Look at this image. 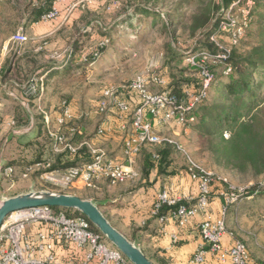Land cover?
Instances as JSON below:
<instances>
[{
	"label": "rangeland",
	"instance_id": "obj_1",
	"mask_svg": "<svg viewBox=\"0 0 264 264\" xmlns=\"http://www.w3.org/2000/svg\"><path fill=\"white\" fill-rule=\"evenodd\" d=\"M13 1L16 6H13V4H10L7 0H0V77L1 70H4L8 66L7 64L9 62L10 64L16 63L21 77H24L23 79H25L24 84H21L22 89L24 87L25 93L28 95L36 93L43 95L47 93L49 98L53 96H75L79 100L84 101L90 99L94 101L103 88L113 87L115 89H120L137 76H143L149 79L153 76H161L167 80L168 85H172V76H179V74H177L179 71L184 70L185 77H189L188 75H192L194 73V71L190 69L188 60L192 56H195H190V53L186 51V47L191 46L192 41L188 38V34L186 33L187 30H184L183 27H186V24L189 23L188 19L194 12L198 3L201 1L206 3L205 0H163L153 8L154 11L159 13L161 17V20L158 19L155 24L152 19H143L142 17L139 19L133 18L129 22L122 23L121 21L125 17V13L123 14L122 9H111V7L114 6V3L120 0L99 1L95 4L73 11L72 13L66 11L67 6L62 9L59 5H55V0L51 9L56 6L59 10V17L57 20L51 22L57 21L55 26L56 30L53 34L39 38V40L44 38L46 39V43L44 42L46 45V50L44 51L45 54L38 53L41 51V48L38 47L39 44L36 46V52L33 51L34 48H25L24 53L27 51L26 53H28V55H35L34 58L36 57V66L50 61L56 62L57 66H61L67 53L70 52V44H72V40H74V36L76 34H70L72 33L70 30H63L64 33L61 35H56V32L69 28L74 21L80 18H86L93 24H96L97 27L101 26L105 30L113 29L110 36L107 37L111 39V48L103 54L99 60V62H102V66H90L86 74L88 79L84 82L77 81L78 78L76 77L78 76L76 73L73 74V77L71 78L72 80H69L70 82H67V80L63 79L61 76H55L52 80H46L44 72L36 73L37 71H34V68L28 63L19 62L16 58V61L14 60V53H17L19 47H23L20 46L21 43H23L21 42L23 37L21 35V29L24 27V38L27 39L29 27L32 24L36 26L42 22L39 20L26 26L27 20L19 18V9L25 5V1L28 2L30 0ZM32 1L33 5L29 6L27 9L28 11L26 10L29 13L33 8L37 7V2L34 3L35 0ZM72 1L70 3H72ZM184 1H187L190 4L183 5L182 2ZM218 1L220 3V0ZM259 5L261 7L258 6L254 9V16L251 25H247V21L242 19L244 11L248 9L247 4L237 7V10L224 16L223 20H225V23L232 22L231 24L236 27L232 28L228 34L226 33L228 32L226 26L220 25L215 34L210 36L209 42L216 46V49L218 50L217 55H221L223 52H226L232 56V61L235 63L239 60L240 56L246 55L254 46L258 44V29L263 25L260 23V19H262L261 15L264 14V3L261 2ZM29 13L25 14V16L27 17ZM175 21H180L182 27L179 28V25H176ZM81 25L82 24H80L78 28L79 30L84 29L83 27L86 24L83 26ZM246 27L247 29H245ZM16 28L18 29V32L13 36ZM234 34L237 36L233 42ZM28 40L29 39H27V41ZM107 42L108 39H106V37L102 36L98 30H94L91 33L90 39H84L82 41L80 51L83 50V53L89 55V51H92V49L98 46H103ZM169 47H173L176 53L177 51L183 52L177 53V59L173 63L170 62L171 54L168 51ZM206 53L208 54L207 51ZM206 53L205 55L208 58ZM79 55H82V53H79ZM201 57L203 56H200V58ZM207 62L210 61H208V59H200V65ZM211 62L216 63L218 61L211 60ZM222 71H224V68L222 65H219L216 69L217 82L210 89L209 97L205 101L204 105H210L213 108H228V106L221 101L222 87L218 84L219 82H226L227 80L226 77L222 75ZM228 72L229 69H226L224 74H227ZM29 79H31L33 83L36 81V85L30 83L28 81ZM41 79H43V82H40ZM11 81H14V83L16 82L15 80ZM178 81L179 79L177 78L176 82L178 83ZM4 87L5 90H10L8 92L13 93L19 101H24V97L17 91V89L11 88L7 82L0 79V95L1 93L4 95ZM176 88L177 93L179 96L184 97V100L185 96H191L197 91V87L193 81H191L189 86L177 85ZM152 91L158 92L160 90L153 88ZM259 93L260 99L264 101V82H262V85L260 86ZM95 101H97V99ZM18 104L19 103L12 104L11 102H8L3 107L1 104L0 116L2 120V129L0 131V151H2L4 143H9L7 149H5L2 153L5 152L8 154L11 150V152L15 155H25V152L21 151L22 149L20 150L19 147L16 146V140L19 139L20 141H24L25 136H21L20 134H17L16 136L11 135L12 132L20 130L18 126H15V122L16 124L18 122V116H15L16 108L19 106ZM28 105L31 110L34 108V104L29 103ZM180 105L185 108L190 105V102L186 105L180 103ZM20 107L17 110H20ZM94 109L95 106H91L89 108L92 116L95 118L91 120V123H86V128L84 127L85 116L75 115L76 118L71 125L79 128L80 130L83 128L86 129V140L105 143L108 141V138L105 139L107 137L106 133L102 136H97L96 134L98 120L96 118L97 116L93 114ZM254 111L250 112L248 117L251 116ZM190 112L191 111L189 110L188 114L187 112L184 113V117L186 118V115L188 116ZM35 113L37 116H35ZM195 113H197L198 117H196V119L191 118L193 121L190 120V125L188 126L180 125L174 122L171 125L160 126L156 129L161 137L168 138L176 143H179L185 152L176 150L172 152V165L175 171L177 173H185L187 168L185 155H188L190 160L195 163V165L210 174V176L214 179V183L220 185L226 194H230L231 192H239L241 194L254 185L263 186V176L256 175V173L249 166L243 164L242 155H240L239 158L235 157L232 153L233 151L222 143L219 138V132L215 131L216 128L212 127L211 123H209L206 127L201 126L202 124L199 116L202 115V113L200 110L197 112L195 111ZM39 115V112L33 111V119L37 123H41L43 120L40 119ZM12 116L13 124L9 125L8 119ZM7 123L9 128L5 126ZM223 133L228 136L226 138L223 136V139H229V131L224 129ZM43 134L44 143L39 145H45L43 146L42 153H44L48 159H52L54 155L51 148L52 140L48 137L46 130H44ZM30 135L31 136L28 139L32 143L37 135L36 128ZM46 136L48 139H46ZM80 137H75L74 142L80 141ZM39 145L36 147H26V155L30 157L29 155L33 153V151L34 153H38V151L40 152V150H36L41 148ZM153 148L155 147H149L148 149ZM114 149L118 148L116 147ZM29 167H31V165ZM19 171H17V174L13 175L11 179L5 178L1 180L0 202L32 191H48L59 194L74 195L83 200H96L100 196L99 193H96L98 189L91 190L86 188L82 183H75L67 189H61L47 183L43 179H40L37 175V178H34V173L38 172L37 170L32 169L29 170L28 173L25 172L23 174L24 177ZM142 182V180L138 181V179H133V181L130 180L129 182L125 181L109 184L112 185V187L115 186L114 189L110 190V194L127 193L128 199L130 200V198L134 196L135 191L137 190L136 188L143 184ZM146 183L149 184L148 181H146ZM104 194L109 195V193ZM118 200L119 198L117 196H112L110 198V202H116ZM112 205L113 204H110L109 207ZM238 206L239 212H237L236 215L238 222H235V220H231V222L237 223L239 227H241V235L244 236L241 238L245 239L244 241L248 242V244L252 241V249L256 248L257 250H262L264 252V197H260L255 200L241 201L238 203ZM74 213L75 211L68 212L71 216H74ZM5 223L6 227H8L10 223L8 217L5 219ZM92 228L96 230V228ZM239 241L245 245L249 254L248 247L245 244L246 242H243L242 240Z\"/></svg>",
	"mask_w": 264,
	"mask_h": 264
},
{
	"label": "built area",
	"instance_id": "obj_2",
	"mask_svg": "<svg viewBox=\"0 0 264 264\" xmlns=\"http://www.w3.org/2000/svg\"><path fill=\"white\" fill-rule=\"evenodd\" d=\"M64 1L56 0L55 5ZM99 1L105 0H73L67 5L66 11L72 13ZM116 4L117 2L114 6ZM58 17L59 10L54 6L51 11L42 15L40 21L51 22ZM231 23H225L223 20L221 25L228 28L234 26ZM25 40L27 39L22 37V41ZM202 56L201 59H207L206 55ZM226 57V52L217 55L218 59ZM195 60L196 58L192 56L188 63L194 65ZM201 75L202 89L198 95L191 96L190 105L185 108L180 105L177 97L167 90L168 82L161 76H153L150 79L137 76L120 89L113 87L102 89L94 114L103 117L112 113L115 116L118 131L123 135L121 146L124 162L122 163L113 159L103 149L95 147L89 140L74 142L75 137H82L83 134L82 130L71 125L76 117L66 100L61 102L54 119L51 118L50 113L40 109L47 135L52 140V153L55 155L65 153L76 157L84 152L90 159L64 169H53L49 162H39L27 170H37L40 179L61 189L82 183L86 188L97 190L103 182L115 184L133 180L137 177V172L133 168L134 159L143 148L172 145L176 151L184 152L179 143L161 137L156 129L174 122L185 125L184 113L204 99L209 89L211 74L202 68ZM153 88L160 91L153 92ZM40 98L41 96L38 101ZM38 105L40 106V102ZM10 124L12 125L13 122ZM1 129L0 116V131ZM105 133L103 126L97 128V136ZM224 137L226 138L227 135L225 134ZM185 157L187 175L190 180L197 183V196L192 199L185 196H171L169 192L162 191L156 198L151 214L157 215L163 205L174 207L166 216H160L157 220L161 224L172 220L179 228L185 227L194 217L204 215V219L198 225L202 244L195 252L194 263L205 262L206 255L210 254L220 264L229 262L248 264L249 254L245 245L233 238L226 224L228 207L238 202L240 193L221 192L225 204L217 217L210 215L209 195L214 179L195 165L188 155ZM13 173V167L0 168V174L5 178H9ZM8 219L10 220L8 227L4 222L0 229V264H62L57 261L56 249L63 244L71 245L77 251L80 255L79 264H131L118 249L107 242L102 234L94 230L84 217H72L52 207L41 206L14 212L8 216ZM227 235L233 239V244L228 248L223 246V238ZM173 240L176 238L173 237Z\"/></svg>",
	"mask_w": 264,
	"mask_h": 264
},
{
	"label": "trees",
	"instance_id": "obj_3",
	"mask_svg": "<svg viewBox=\"0 0 264 264\" xmlns=\"http://www.w3.org/2000/svg\"><path fill=\"white\" fill-rule=\"evenodd\" d=\"M7 1L10 4H13V6H16L13 0ZM54 1L55 0H35L34 3L37 2V7L33 8L30 13L27 12V9L29 6L33 5V1H25V5L19 9V18H24V20H27L26 26L37 22L40 20L43 14L50 11ZM162 1L163 0H121V9L123 14L125 13V17L121 22L126 23L133 18L139 19L142 17L143 19H152L155 24L158 19L161 20V17L160 14L156 13L153 8ZM205 1L206 3L203 1L198 3L194 12L188 19L189 23L186 24V27H183L184 30H187L186 33L188 34V38L192 41L191 46L186 47V51L190 53V56L194 55L196 58L194 65L189 64L190 69H192L194 73L192 75H188L189 77H185V71H179L177 73L179 76H172V85H168L167 90H169L172 95L176 96L180 103L186 105L190 102L191 96L198 95L201 91L203 84L201 71L202 68L207 70L212 76L207 95L204 99L199 101V103H197L193 109L190 110L191 112L188 116L186 115L184 124L186 126L190 125V119H196V117H198L195 111L197 112L200 110L202 113V115L199 116L202 124L201 126L206 127L209 123H211L212 127L216 128L215 131L219 132V138L221 139L222 143L233 151L232 153L235 155V157L239 158V156L242 155V163L249 166L256 173V175L263 176L264 178V101L261 100L259 96L260 86L262 85V82H264V14L261 15L262 19H260V23L263 25L258 29V44L254 46L246 55L240 56L239 60H237L235 63L232 61V56L229 54H227V57L224 59H218V50L216 49V46L209 42L210 36L215 34L227 13L234 12L237 10V7L247 4L248 9L244 11V16L242 19L247 21V25H251L255 7H261L259 3H264V0H220V3L218 0ZM182 4L189 5L190 3L184 1ZM27 13H29V15L26 17L25 14ZM80 24H82L81 26L86 24L83 27L84 29H78ZM175 24L179 25V28L182 27L180 21H175ZM234 27L236 26H228V32L226 33L229 34L230 30H232ZM245 29H247V27ZM63 30H70L72 32L70 34L76 35L74 36V40H72V44H70V52L67 53L61 67L53 65L56 64V62L51 61L46 63L44 62L43 64L36 66V57L34 58L35 55H28V53H26L27 51L24 53L25 48H34L33 51H35L36 46L39 44L38 47L41 48V51L38 53L45 54V38L40 40L31 39L28 41H21L23 43H21L20 46L23 47H19L17 53H14V60L16 58V60L19 62L21 61L28 63L34 68V71L42 70L44 73L47 72L45 77L46 80H52L55 76H61L63 79H66L67 82H70L69 80L73 77V74L76 73L78 76L76 77L78 78V82L87 81L88 77L86 74L90 66H102V62H99V60L101 56L111 48V39L107 37L110 36L113 29L105 30L101 26L97 27L96 24H93L86 18H80L74 21L69 26V28L56 32V35H61L64 33ZM94 30H98L102 36L108 39V42L103 46H98L92 49V51H89V55H86L83 53V50L80 51L81 44L84 39H90L91 33ZM17 32L18 29L16 28L14 30L13 36L16 35ZM21 35L25 37L24 27L21 29ZM168 51L171 54V63L176 61L177 53H183L180 51H177L176 53L173 47H169ZM204 52L207 54V59L210 62L200 65V56L205 55ZM79 53H82V55H79ZM211 60H217L218 62L214 63L211 62ZM7 65L8 66L4 70H1L0 79L4 82H7L11 88L17 89L19 93L23 94L25 88L23 87L22 89V85L24 84L25 79H23L24 77H21L18 66L16 63L10 64V62ZM219 65L223 66L224 71L229 69L227 74H224V71H222V75L227 79L226 82L223 81L218 83L222 87L221 101H223L228 106L226 109L213 108L210 105H204L205 101L209 97L210 89L217 82L216 69ZM56 67L61 69H53ZM177 78L179 79L178 83L176 82ZM11 80H15L17 83H14V81ZM191 81L195 83L197 91L196 93H193L194 95L192 94L191 96H185L184 100V97L179 96L177 93L176 86H189ZM19 107L20 105L17 108L15 107V116H18V122L17 124L15 122V126H18L20 129L27 126L28 117L22 107H20V110H17ZM252 111H254V113L248 117ZM186 112L188 114L189 111ZM224 129L229 131V139H223V136L226 133H223ZM43 138L44 134L39 130L32 143L37 145L43 144ZM46 139H48V137ZM39 146L43 147L45 145ZM31 147L33 146L31 145ZM149 147L155 148L148 149ZM148 148H143L138 155L141 179L147 180L151 172L155 170L157 176H160L165 179L164 181H167L176 173L172 165L173 161L171 157L172 152L175 151L174 147L172 145H164L148 146ZM81 154H83V152ZM185 173L187 174V170ZM211 190H215L219 192V194L224 192L222 187L215 183L211 186ZM211 190L209 200L212 193ZM221 197L223 198V196ZM260 197H264V185H254L247 189L245 193L238 194V203L241 201L259 199ZM223 203L225 202L223 201ZM238 203L230 205L228 210L231 206L238 205ZM172 208L174 207L163 205L159 209L157 215L153 216H155L156 219H158L160 216H166ZM54 209L63 211L67 215L71 216L68 214L69 210H62L58 208ZM72 217L84 216L78 212H75L74 216ZM90 225L91 227H94L91 223ZM96 231L100 233L97 229Z\"/></svg>",
	"mask_w": 264,
	"mask_h": 264
},
{
	"label": "crops",
	"instance_id": "obj_4",
	"mask_svg": "<svg viewBox=\"0 0 264 264\" xmlns=\"http://www.w3.org/2000/svg\"><path fill=\"white\" fill-rule=\"evenodd\" d=\"M71 1L72 0H65L64 3H61V5L59 4V7L63 9V7L70 4ZM121 7L122 3L120 0L115 6L111 7V9ZM56 24L57 21L42 22L36 26L32 24L28 29L29 31L27 30V39L36 40L43 36L53 34L56 30ZM59 67L53 69H61ZM40 72H42V70H37L36 73ZM44 74L46 75L47 72ZM31 79H29L28 81L36 85L37 82L35 81V83H33ZM41 81L43 82V79H41L40 82ZM3 89L5 90V87ZM8 91L10 90L6 89L4 91V95L2 93L0 95L2 107L8 102H11L12 104H15V102L19 103V105L25 110L27 114L28 124L24 128H20V130L11 133L12 136H16L17 134L25 136L24 141H20L19 139L16 140V146H18L20 150L22 149L21 151H24L25 155H15L11 152V150L8 154L5 152L2 153L9 146V143H4L3 149L2 151H0V167H2V169L6 167H13V175H16L17 171L21 170L19 172H21L22 176L24 177L23 174L25 172L28 173L29 170L27 169H29V166H33L39 162H49L53 169H64L66 167L73 166L78 163L88 161L90 159V157L84 152L83 154H80L76 157L68 156V154L65 153L59 155L54 154L52 159H48L44 155V153H42L43 147H41L40 149H36L40 150V152L38 151V153H34L33 151V153L29 155L30 157H28L26 155L25 148H28L31 145L33 147L37 146V144H31V141H29L28 139L31 136V132L35 128L36 132L40 130L44 133V130H46L43 120L41 121V123H37L33 119V111L39 112L40 119H43V117H41L42 115L40 111V109H42L50 113L51 118L54 119L58 114L61 102L66 100L69 102L74 115L85 116L84 127L86 128V123H91V120L95 118L94 116H92L89 108L91 106H96L98 100L100 99L101 93H99L98 97L96 98L97 101H95L96 99L94 101L90 99L83 101L77 99L75 96H53L49 98L47 93L43 95H39V93L28 95L24 91V93L21 94L24 97V101H19L13 93ZM40 96L41 102L39 106L38 99ZM29 103L34 104V108L32 110L31 108H29ZM35 116H37L36 113ZM96 118L98 120V125H95H97L98 127L103 126L105 128L107 136L105 139L108 138V141L102 143L100 141L90 140V142L95 147L103 149L116 161L120 163L124 162L122 157L121 146V137H123V135L118 131V122L115 116L112 113H109L106 116H97ZM12 119L13 116L8 119L9 125H11L10 123L12 122ZM5 126L8 127V123ZM85 131L86 129L83 128V137L80 138V141L82 139H86ZM80 141H76L75 143H79ZM116 147L118 149H114ZM133 168L137 172V177L134 178V180H142L143 184L136 188L137 190L135 191L134 196L130 198V200L128 199L127 193L111 195L110 190L114 189L115 186L112 187V185H109V183L106 182H103L99 185V188L96 192L99 193V198H97L96 200H90L98 206L99 210L107 219V221L117 231L124 235L130 242L135 244L144 253L147 259H149L153 264H220L210 254L206 255L205 262L203 263L193 262L195 252L197 248L202 244L201 238L198 233V225L204 219V215L194 217L187 223L185 227L179 228L176 223L172 220H168L164 224H161L155 218V216L151 214L152 206L160 192L167 191L171 196H185L194 199L198 193L197 183L190 180L188 175L184 172H176L171 178H169L167 181H164L165 179L160 176H157L156 171L153 170L147 180L141 179L139 156L134 159ZM13 175L9 178L11 179ZM34 175V178H37V176H39L40 178L39 172L34 173ZM3 179H5V177L0 174V182ZM146 181H148L149 184H147ZM104 193H109V195H105ZM112 196H117L119 200L116 202H110V198ZM223 201L224 199L221 197L219 192L213 190L209 200L208 213H210V215L214 217H217L225 204L223 203ZM110 204L113 205L109 207ZM237 206L238 205L231 206L228 210L226 221L227 230L233 236L234 239L246 242L244 241L245 239L241 238L244 237L241 235V227H239L237 223L231 222V220H235V222H238L236 215L237 212H239V206ZM173 237H175L176 240H173ZM250 242V244H248V242L245 243L249 250L248 264H264V252L262 250H257L256 248L252 249L251 244L253 243L252 241ZM232 244L233 239H231L229 235L223 238L224 247L228 248ZM56 258L57 261L62 264H79L80 261V255L77 253L76 250H74L71 245L68 244H63L56 249ZM227 264L231 263L229 262Z\"/></svg>",
	"mask_w": 264,
	"mask_h": 264
},
{
	"label": "water",
	"instance_id": "obj_5",
	"mask_svg": "<svg viewBox=\"0 0 264 264\" xmlns=\"http://www.w3.org/2000/svg\"><path fill=\"white\" fill-rule=\"evenodd\" d=\"M41 206L80 213L131 264H153L135 244L130 242L107 221L95 203L90 200H83L74 195L48 191H32L8 198L0 202V229L5 219L12 213Z\"/></svg>",
	"mask_w": 264,
	"mask_h": 264
}]
</instances>
